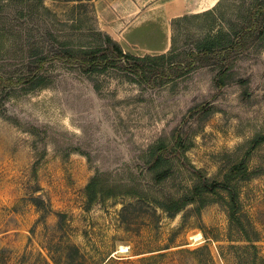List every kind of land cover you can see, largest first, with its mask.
Masks as SVG:
<instances>
[{"label":"rangeland","instance_id":"rangeland-1","mask_svg":"<svg viewBox=\"0 0 264 264\" xmlns=\"http://www.w3.org/2000/svg\"><path fill=\"white\" fill-rule=\"evenodd\" d=\"M166 2L0 0V77H45L37 86L0 85V264H261L264 141L252 143L264 135V13L240 47L182 66L192 50L228 45L264 0H219L168 21ZM158 13L160 22L131 30ZM167 26L171 66L155 61L158 73L146 77L124 59L86 70L58 58L95 47L111 53L106 29H126L124 52L146 55ZM176 129L188 146L158 183L152 149L172 142ZM242 159L253 172L239 193L256 248L231 228L221 200L174 214L162 208L197 171L222 180ZM95 176L125 194L89 204Z\"/></svg>","mask_w":264,"mask_h":264},{"label":"trees","instance_id":"trees-1","mask_svg":"<svg viewBox=\"0 0 264 264\" xmlns=\"http://www.w3.org/2000/svg\"><path fill=\"white\" fill-rule=\"evenodd\" d=\"M260 13H264V3L257 4L251 14L253 17L252 22L248 27L241 28L236 32V36L226 46L220 48H213L212 44L205 45L199 51L192 50L188 53L190 56L189 63L182 66L185 70H190L194 67L197 57L204 55H213L217 58H222L228 51H232L234 48H238L243 44L244 38L249 34L250 30L257 27V16ZM181 18V17H179ZM106 39L110 42H114L111 53H108L106 49L101 47H95L92 49H83L78 54H74V50H66L63 57H58L62 61L70 63H78L86 70H93L100 66L105 67L113 65L120 59L125 60L127 67L136 68L137 72L146 77L148 72L158 73L155 67H152L155 61H166L172 58L170 54L162 53L159 55L146 54L144 56H138L131 53L124 52L120 44L115 41L111 35L107 33ZM45 58L40 59V68L43 67ZM133 62V63H132ZM181 65V64H180ZM171 66V61L168 63ZM167 75V73H164ZM166 75H156L159 79H164ZM227 69L222 68L216 78L215 82L218 88H222L226 85ZM45 77L40 75L39 72H33L28 77H21L18 80L12 78L4 79L0 77L1 84H32L37 86L43 84ZM172 142L161 141L152 149V164L151 167L157 170L155 174V180L161 183L172 176L174 172V162L182 159V155L187 148L186 139L182 132L176 129L173 135ZM264 141V135H259L253 140L252 147L255 148L261 142ZM183 166H185L183 164ZM197 179L188 190L179 197H169L162 201L161 206L166 211L174 214L182 211L188 204L196 203L198 208H203L207 204L215 200H221L228 209V217L231 228L240 232L247 241L252 243L251 246L256 248L252 237V229L249 223L244 219L242 215V202L240 199V183L251 178L253 172L250 170L246 159H242L235 163L228 172L224 175L222 180H209L202 176V173L197 171ZM115 185L104 184L99 176L93 177V179L87 185L88 202L92 204L100 199L114 198L125 192L116 190ZM133 193V192H132ZM137 193V191H136ZM132 195L131 193H127ZM134 194V193H133ZM256 257V256H255ZM261 264H264V259L260 257ZM256 261V259H255Z\"/></svg>","mask_w":264,"mask_h":264},{"label":"crops","instance_id":"crops-1","mask_svg":"<svg viewBox=\"0 0 264 264\" xmlns=\"http://www.w3.org/2000/svg\"><path fill=\"white\" fill-rule=\"evenodd\" d=\"M218 1L219 0H173V1L168 0V2H166L163 5L162 9H160V10H163L162 15L165 16V19L168 21L169 18L171 17V15H173L172 17L177 18L178 16H181V15L186 14V13L201 12L205 9H208V8L215 6ZM159 15H160V13H158L156 15V17L151 16V15H149V17L141 15V17H138L135 20V22L133 23L134 27L131 30H135V28H137L139 26L143 27V25L141 26L142 22H143V24L147 23V25H155V23L160 22L158 20ZM167 25H169V24H167ZM106 30H107L108 34L114 38L115 41H117L123 45V43H121V41H122V38L125 39L124 35H125L126 29H122V30L106 29ZM164 36H165V38H164ZM163 38H164V40L162 41V44L161 43H158V44L154 43L155 45H153V44L148 45L151 49L147 50V51L145 50L146 52H148L146 54L158 55V54H162L163 52H166L168 50L169 44H170V38H171V32L169 35V26H167V30L164 31ZM123 41H126V40H123ZM165 42H167V43H165ZM122 45H120V46H122ZM138 55L140 56V55H144V54L140 53Z\"/></svg>","mask_w":264,"mask_h":264},{"label":"bare ground","instance_id":"bare-ground-1","mask_svg":"<svg viewBox=\"0 0 264 264\" xmlns=\"http://www.w3.org/2000/svg\"><path fill=\"white\" fill-rule=\"evenodd\" d=\"M198 237H201V234H199ZM122 249H123V248H122Z\"/></svg>","mask_w":264,"mask_h":264}]
</instances>
